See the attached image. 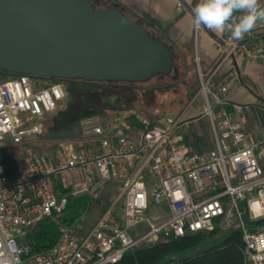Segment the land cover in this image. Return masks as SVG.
Listing matches in <instances>:
<instances>
[{
	"label": "built area",
	"instance_id": "obj_1",
	"mask_svg": "<svg viewBox=\"0 0 264 264\" xmlns=\"http://www.w3.org/2000/svg\"><path fill=\"white\" fill-rule=\"evenodd\" d=\"M203 29L220 54L208 73L196 57L203 116L214 143L209 151L191 152L179 139L181 126L190 123L182 117L151 120L123 112L93 128L90 146L62 143L49 155L27 148L17 172L7 174L6 147L40 135L43 119L59 111L67 91L28 75L0 78V264H116L138 246L129 230L142 223L149 227L143 242L212 231L218 220L234 217L244 231L248 260L264 264V231H247L239 206L246 204L252 220L264 218V140L246 129V106L230 96L241 81L238 59L264 63V23L239 41L204 26L196 32ZM104 183L117 184L119 194L89 232L82 235V218L62 227L51 249L27 257V230L63 213L70 195L98 198ZM153 207L158 210L148 218Z\"/></svg>",
	"mask_w": 264,
	"mask_h": 264
},
{
	"label": "water",
	"instance_id": "obj_2",
	"mask_svg": "<svg viewBox=\"0 0 264 264\" xmlns=\"http://www.w3.org/2000/svg\"><path fill=\"white\" fill-rule=\"evenodd\" d=\"M172 50L138 22L90 0H0V71L39 78L145 83Z\"/></svg>",
	"mask_w": 264,
	"mask_h": 264
},
{
	"label": "trees",
	"instance_id": "obj_3",
	"mask_svg": "<svg viewBox=\"0 0 264 264\" xmlns=\"http://www.w3.org/2000/svg\"><path fill=\"white\" fill-rule=\"evenodd\" d=\"M90 2L96 11L111 7L120 10L124 15L143 26L152 37L166 45H172L173 47L170 46V48L174 54L178 51L174 46V40L169 37L167 30L158 21L145 15L142 17L136 15L133 9L120 0H90ZM175 69L178 72V68ZM0 74L4 76H0L1 79L18 76L2 71H0ZM159 76L161 80L166 79V75ZM43 79L49 83L78 86L77 94H79V98L82 95L90 96L94 93L100 94V92H103L105 98H108L110 102L105 107L100 108L92 101L87 104L81 103L80 106L69 104L65 110L58 111L53 117L46 116L43 119V132L37 135L34 141L28 140L21 145L10 144L6 147L4 151V169L7 174L17 172L16 161L20 158L17 153L19 149L24 153L27 148H32L39 154L49 155L62 143L71 144L76 148L90 146L95 139L93 128L116 114L123 113L120 106L117 105L118 103H114L111 99L116 98V95L120 93H124L123 95L126 97V94L137 89L136 83L131 82L62 78ZM194 96L195 90L193 89L190 98L192 99ZM259 108L261 106H256L255 110H259ZM137 114L151 120L163 116L162 114L145 112H138ZM259 116L264 128V119H262L261 114ZM48 123L51 124L49 130H47ZM50 134L51 136H49ZM181 140L187 143L191 152L209 151L214 148L210 138L204 133L192 132L187 137L183 136ZM36 141L37 144L35 145L34 142ZM117 192L119 193L118 185ZM114 200L112 194L106 195L104 193L103 195L99 194L96 199L91 198L89 195L77 197L70 195L67 208L63 213L55 214L25 232L24 240L30 249L27 257H34L51 249L60 238L61 228L71 226L82 218H85V222L81 226V233L85 235L110 208ZM239 206L242 211V222L246 229L250 232L264 231V218L252 220L246 204L240 203ZM94 210L99 211V217L89 226L87 216L91 212L94 214ZM239 224L240 221L237 219L233 227H227L223 225L222 220H218L212 231L188 234L183 238H175L172 235L161 236L160 241H155L156 243L129 250L124 254L122 260L116 264H251L245 254L244 231Z\"/></svg>",
	"mask_w": 264,
	"mask_h": 264
},
{
	"label": "rangeland",
	"instance_id": "obj_4",
	"mask_svg": "<svg viewBox=\"0 0 264 264\" xmlns=\"http://www.w3.org/2000/svg\"><path fill=\"white\" fill-rule=\"evenodd\" d=\"M199 33L200 31L196 32V29L194 28L192 33V44H183L174 41V46L178 49V51H176V54L173 53L174 64L171 72L166 75L165 80H161L159 78L160 76H156L145 83H136L137 89L132 90V92H130L129 94L125 93L126 97L123 95L124 93H120L122 95L118 94L116 95V98H112L111 100H113L114 103H118L117 105L120 106V110H122L121 112H125L130 115L133 113L145 112L168 115L173 118L182 117L190 123L188 124L189 128H187L184 124L181 126L179 130L180 135L187 137L192 132H198L201 134L204 133L210 138L211 143L213 144V139L211 137V126L209 123V119L206 116H203V99L199 95L200 82L196 64L197 55L200 57L202 69L205 72L203 66V64L205 63V44L201 40V35H199ZM167 46L170 48V46L172 45L169 46L167 44ZM175 68H178V72H176ZM0 76L3 75L0 74ZM246 84L249 90L260 98L261 106L259 110L254 109L251 112L246 113V116L248 118L247 127L248 130L257 137L260 134V136L264 138V128L259 116L261 114L262 119H264V89L261 90L257 88L252 82L249 81V79L246 80ZM63 85L65 86L67 91V98L59 111L65 110L69 104L73 106H80L81 103L87 104L91 103L90 101H92L93 104L100 108L105 107L106 104L110 102L108 98H105L103 92H100V94L94 93L90 96L82 95V97L79 98V94H77L78 86L74 84ZM193 89L195 90V96L191 99L190 94ZM50 125V123L47 124V130H49L48 128L51 127ZM180 135H178V137L181 140ZM49 136H51V134ZM35 137H32L29 140L34 141ZM190 137L192 138L191 135ZM34 144L36 145L37 141L34 142ZM19 150L17 153L21 158L23 156V151ZM260 164L264 169V159L260 161ZM98 192L100 195H103V193L106 195L112 194L114 196V199H116L119 194L117 192V184L115 183L102 184L99 187ZM117 208L120 212L123 208V203L119 202ZM94 212V214H92L91 212L90 215L87 216V223H89V226H91V224L94 223L99 217V211L94 210ZM155 212H157V209L156 207H153L147 213V217L150 218ZM237 219L239 220L238 217L226 218L222 223L227 227H233ZM239 225L241 226V224ZM247 231L249 230L247 229ZM148 232L149 227L147 223H142L130 229L129 235L132 241L139 242L137 244L138 246L136 247L156 243L155 241H160V239H150L142 242V237L147 235Z\"/></svg>",
	"mask_w": 264,
	"mask_h": 264
},
{
	"label": "crops",
	"instance_id": "obj_5",
	"mask_svg": "<svg viewBox=\"0 0 264 264\" xmlns=\"http://www.w3.org/2000/svg\"><path fill=\"white\" fill-rule=\"evenodd\" d=\"M120 1L133 9V12L136 15L140 17L145 15L158 21L161 26L167 30L168 35L172 40L183 44L193 43L192 33L194 28L192 8L195 7V5L198 3V0ZM260 3L262 6H264V0H260ZM199 35H201V40L205 44V63L203 66L205 73H208L217 64L220 54L212 35L207 30L203 29L200 31ZM260 39L264 42V34L260 36ZM237 66L240 72L241 81L239 86L235 85V87H231L230 96L235 101L243 103L246 106V113L251 112L256 106H260V98L249 90L246 80L249 79V81L252 82L257 88L261 90L264 89V63H251L244 59H238ZM217 79V81H221V79ZM247 125L246 129L248 130ZM182 137L183 136L181 135V139ZM258 138L262 141L264 140L260 134L258 135Z\"/></svg>",
	"mask_w": 264,
	"mask_h": 264
},
{
	"label": "clouds",
	"instance_id": "obj_6",
	"mask_svg": "<svg viewBox=\"0 0 264 264\" xmlns=\"http://www.w3.org/2000/svg\"><path fill=\"white\" fill-rule=\"evenodd\" d=\"M192 13L195 29L204 26L211 31H227L234 41L242 40L258 23H264L260 0H198Z\"/></svg>",
	"mask_w": 264,
	"mask_h": 264
}]
</instances>
